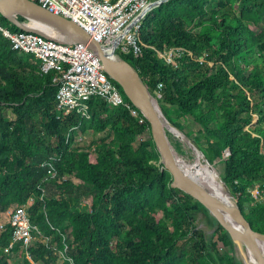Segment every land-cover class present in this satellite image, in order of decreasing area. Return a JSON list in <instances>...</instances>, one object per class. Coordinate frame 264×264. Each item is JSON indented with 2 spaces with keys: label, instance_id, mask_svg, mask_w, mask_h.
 Masks as SVG:
<instances>
[{
  "label": "trees",
  "instance_id": "16d2710c",
  "mask_svg": "<svg viewBox=\"0 0 264 264\" xmlns=\"http://www.w3.org/2000/svg\"><path fill=\"white\" fill-rule=\"evenodd\" d=\"M0 26L21 30L1 13ZM138 41L142 56H121L165 116L181 120L189 137L200 135L196 143L264 232V200L252 194L255 186L264 194V0H167L145 15ZM168 48L181 52L176 64L162 57ZM54 75L0 31V249L12 238L11 214L24 204L49 239L33 231L27 249L16 243L0 264L18 251L30 264L25 250L35 264H59L60 252L75 264H242L222 250L233 242L206 207L170 186L149 122L120 85L127 105L92 96L83 118L57 110ZM88 129L103 133L91 148L72 143ZM52 166L57 172L48 177ZM197 213L210 234L195 228Z\"/></svg>",
  "mask_w": 264,
  "mask_h": 264
},
{
  "label": "built area",
  "instance_id": "2783aa9c",
  "mask_svg": "<svg viewBox=\"0 0 264 264\" xmlns=\"http://www.w3.org/2000/svg\"><path fill=\"white\" fill-rule=\"evenodd\" d=\"M34 1L52 12L74 20L98 42L114 48L118 55L124 53L140 57L143 50L138 41V31L145 15L154 8L153 5L158 0ZM0 31L14 49L35 55L42 73L55 72L52 81L57 86L59 112L74 111L83 118H89V100L92 96H101L112 106L127 105L122 92L104 70L99 57L87 45L80 42L64 43L31 31H13L4 26H0ZM180 53L174 48H168L162 57L166 62L176 64ZM159 88L161 89V84ZM52 168L48 177H54L57 172L53 166ZM10 223L13 232L7 250L18 242L27 249L33 238V231L44 241L48 239L30 222L28 204L13 211ZM67 258L71 264H75L70 257Z\"/></svg>",
  "mask_w": 264,
  "mask_h": 264
},
{
  "label": "water",
  "instance_id": "95a60500",
  "mask_svg": "<svg viewBox=\"0 0 264 264\" xmlns=\"http://www.w3.org/2000/svg\"><path fill=\"white\" fill-rule=\"evenodd\" d=\"M165 1L167 0H158L153 7ZM0 13L21 30L64 43L80 42L95 52L107 74L120 85L126 97L149 122L151 136L160 156L159 162L171 174L170 186L188 193L206 207L229 233L242 264H264V251L260 245L264 243V232L252 227L224 181L230 194L227 201L216 196L180 165L168 136V132H173L170 126H175L165 116L158 99L150 92L130 61L115 53L114 48L98 42L74 20L52 12L34 0H0ZM19 16L26 20H21ZM31 21H38L54 32L46 31ZM117 42L118 40L115 43ZM182 133L186 138L189 137L183 131ZM187 140L208 161L198 144L189 138ZM208 163L213 165L209 161Z\"/></svg>",
  "mask_w": 264,
  "mask_h": 264
},
{
  "label": "rangeland",
  "instance_id": "374dc122",
  "mask_svg": "<svg viewBox=\"0 0 264 264\" xmlns=\"http://www.w3.org/2000/svg\"><path fill=\"white\" fill-rule=\"evenodd\" d=\"M10 117H14L12 115V113H7ZM175 129L178 130L179 132H182V128H183V123L181 120H177L176 123L174 124ZM174 128V127H173ZM173 131V130H172ZM103 133L99 132H94L91 129H88L85 132L79 131L77 130L75 132V137L74 140H72V143L75 144L77 143L78 146H80V148H87L93 145L92 141L97 139L98 137H100ZM168 136L169 139L171 141V143L173 144V146L176 148V150L181 154L182 157H186V158H193V147L186 142L188 141L187 139H191L194 142L196 141H200L201 137L199 134H193L191 137L186 138V136L184 135V138L181 139V137L179 136H175V132H168ZM186 140V141H185ZM56 168V167H55ZM217 168L219 169L220 166H217ZM216 169L218 175L220 174L218 169ZM220 176V175H219ZM222 180V179H221ZM223 182V180H222ZM224 183V182H223ZM252 194L253 196L257 197V200H264V194L260 193L261 195H259V190L258 188L255 186L254 188H252ZM83 201L89 205L90 204V200L89 198H84ZM6 219L3 217V215H0V221H5ZM195 228L198 229H202L204 231L205 234H210L212 232V228H210L207 223L205 222V219L203 217V215L201 213H197L195 214ZM46 241L48 242L49 239H46ZM67 245V244H66ZM225 250L227 252H229L232 255H235L237 257L240 258L238 250L236 249V247L233 245L231 248L229 249H222ZM7 249L3 250L0 249V256L2 253H7L6 252ZM11 258L9 260L10 264H24V257L22 256V254L18 251L15 253L10 254ZM25 256L30 260V264H35V262L32 260V257L30 256V254L26 253ZM68 260L67 256L65 255L64 252H60V255L57 257V262L59 264H65L64 261Z\"/></svg>",
  "mask_w": 264,
  "mask_h": 264
},
{
  "label": "bare ground",
  "instance_id": "6f19581e",
  "mask_svg": "<svg viewBox=\"0 0 264 264\" xmlns=\"http://www.w3.org/2000/svg\"><path fill=\"white\" fill-rule=\"evenodd\" d=\"M34 25L41 27L42 29L54 32V30L38 21H31ZM171 129L175 132V136H179L184 138V134L178 130L170 126ZM185 139V138H184ZM186 141V140H185ZM189 146L191 145L194 149L193 151V158H186L182 157L181 154L174 148V152L176 158L180 165L188 171L192 176H194L202 185H204L207 189L213 192L219 198L227 201L229 200L230 194L228 192L227 187L222 182L220 176L218 175L214 166L210 165L206 158L195 148L192 143L186 141ZM173 145V144H172ZM263 251H264V243H260Z\"/></svg>",
  "mask_w": 264,
  "mask_h": 264
}]
</instances>
